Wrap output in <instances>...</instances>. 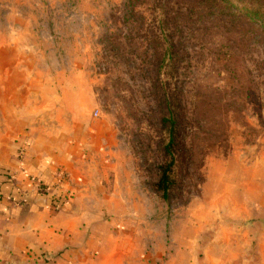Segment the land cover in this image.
<instances>
[{"label":"rangeland","instance_id":"374dc122","mask_svg":"<svg viewBox=\"0 0 264 264\" xmlns=\"http://www.w3.org/2000/svg\"><path fill=\"white\" fill-rule=\"evenodd\" d=\"M244 5L0 0V133L15 107L6 96L25 86L37 115L57 129L69 132L76 117L86 118L82 150L93 164L89 175L104 181L109 238L122 241L121 254L135 264L222 257L224 246L213 242L224 238L230 209L250 212L239 222L249 264L261 253L264 209L247 199L246 182L264 191V29L242 14ZM160 34L176 53L171 74L161 69ZM164 97L179 100L180 120L178 183L168 201L154 188ZM229 163L231 176L224 174ZM238 164L256 177H241Z\"/></svg>","mask_w":264,"mask_h":264},{"label":"crops","instance_id":"0c3cea01","mask_svg":"<svg viewBox=\"0 0 264 264\" xmlns=\"http://www.w3.org/2000/svg\"><path fill=\"white\" fill-rule=\"evenodd\" d=\"M30 89L25 86V93L6 96L7 104L15 107L6 112L0 133V264H135L132 255L121 254L123 242L109 238L110 225L103 219L104 181L89 175L87 168L90 171L93 164L82 150L88 128L79 125L86 118L76 117L69 132L57 129L37 115ZM232 166L229 163L224 174L231 176ZM238 166L241 177H256L254 170ZM246 184L247 199L264 209L262 185ZM242 192L237 193L240 199ZM228 197L238 205L232 192ZM60 198L61 205L56 206ZM228 215L224 238L213 242L224 246V254L210 256L208 262L249 264L242 252L245 240L240 236L245 230L239 222L250 212L230 209ZM256 247L261 253L255 262L264 264V231L257 236Z\"/></svg>","mask_w":264,"mask_h":264},{"label":"trees","instance_id":"16d2710c","mask_svg":"<svg viewBox=\"0 0 264 264\" xmlns=\"http://www.w3.org/2000/svg\"><path fill=\"white\" fill-rule=\"evenodd\" d=\"M264 0H239V3H245V12L242 14L248 16L251 21L259 24L264 29ZM244 9V8H243ZM238 10V9H237ZM161 35V34H160ZM158 39L163 43L164 51L162 59H160L161 69H165L167 72L172 73V67L177 66L175 59L176 53H173L172 46L165 42L164 36H159ZM156 88V87H155ZM157 89V88H156ZM179 100L175 103L171 98L164 97L161 99L162 116L160 118L161 133L163 136L162 141V153L163 161L159 166V179L154 188L158 191L162 199L168 201L172 192L175 190L177 179V151L179 147V115L178 104ZM177 103V105H176ZM60 203V200H57Z\"/></svg>","mask_w":264,"mask_h":264},{"label":"built area","instance_id":"2783aa9c","mask_svg":"<svg viewBox=\"0 0 264 264\" xmlns=\"http://www.w3.org/2000/svg\"><path fill=\"white\" fill-rule=\"evenodd\" d=\"M97 115V114H96Z\"/></svg>","mask_w":264,"mask_h":264}]
</instances>
